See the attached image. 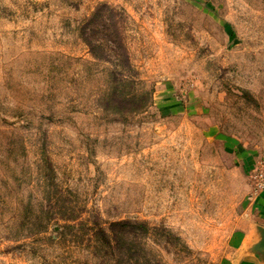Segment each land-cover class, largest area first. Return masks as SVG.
Masks as SVG:
<instances>
[{
  "label": "rangeland",
  "instance_id": "rangeland-1",
  "mask_svg": "<svg viewBox=\"0 0 264 264\" xmlns=\"http://www.w3.org/2000/svg\"><path fill=\"white\" fill-rule=\"evenodd\" d=\"M262 172L264 0H0V264H264Z\"/></svg>",
  "mask_w": 264,
  "mask_h": 264
},
{
  "label": "trees",
  "instance_id": "trees-1",
  "mask_svg": "<svg viewBox=\"0 0 264 264\" xmlns=\"http://www.w3.org/2000/svg\"><path fill=\"white\" fill-rule=\"evenodd\" d=\"M101 15V14H100ZM87 28L84 27L83 32H85L84 39L86 43L90 46L93 52H96L97 47H101L100 44H97L93 41L90 36L88 37ZM118 47L120 48L117 51V60L115 64L118 62L125 63L129 66L131 62L129 57L125 53V49L123 48V43L121 41L117 42ZM121 52V53H120ZM121 54V57H120ZM138 228H143L144 231L148 232V224L146 222H141L137 220H129V219H120L110 222L107 228L100 227L96 230V234L98 238H100V243L102 246L113 248L116 251L119 249L120 251H130L131 254H134L135 250V238L137 235Z\"/></svg>",
  "mask_w": 264,
  "mask_h": 264
},
{
  "label": "crops",
  "instance_id": "crops-1",
  "mask_svg": "<svg viewBox=\"0 0 264 264\" xmlns=\"http://www.w3.org/2000/svg\"><path fill=\"white\" fill-rule=\"evenodd\" d=\"M255 206L258 213V219L264 226V188H262L255 196Z\"/></svg>",
  "mask_w": 264,
  "mask_h": 264
},
{
  "label": "water",
  "instance_id": "water-1",
  "mask_svg": "<svg viewBox=\"0 0 264 264\" xmlns=\"http://www.w3.org/2000/svg\"><path fill=\"white\" fill-rule=\"evenodd\" d=\"M261 230H262V233H263V237H262V244H263V246H264V228H263V229H261ZM257 250L264 252V249H263V248H261V247H259ZM257 250H256V251H257Z\"/></svg>",
  "mask_w": 264,
  "mask_h": 264
},
{
  "label": "built area",
  "instance_id": "built-area-1",
  "mask_svg": "<svg viewBox=\"0 0 264 264\" xmlns=\"http://www.w3.org/2000/svg\"><path fill=\"white\" fill-rule=\"evenodd\" d=\"M260 185L262 188H264V172L261 173V182Z\"/></svg>",
  "mask_w": 264,
  "mask_h": 264
}]
</instances>
